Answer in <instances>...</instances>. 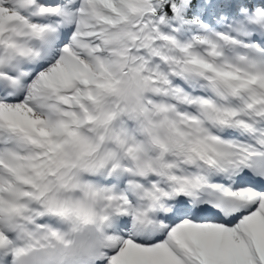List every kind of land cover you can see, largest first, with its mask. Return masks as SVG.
<instances>
[{
	"label": "snow or ice",
	"instance_id": "1",
	"mask_svg": "<svg viewBox=\"0 0 264 264\" xmlns=\"http://www.w3.org/2000/svg\"><path fill=\"white\" fill-rule=\"evenodd\" d=\"M0 264H264V0H0Z\"/></svg>",
	"mask_w": 264,
	"mask_h": 264
}]
</instances>
